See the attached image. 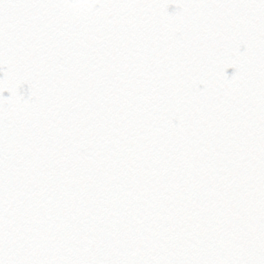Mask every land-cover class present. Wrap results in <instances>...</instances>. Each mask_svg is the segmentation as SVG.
<instances>
[{"label": "snow or ice", "instance_id": "1", "mask_svg": "<svg viewBox=\"0 0 264 264\" xmlns=\"http://www.w3.org/2000/svg\"><path fill=\"white\" fill-rule=\"evenodd\" d=\"M0 264H264V0H0Z\"/></svg>", "mask_w": 264, "mask_h": 264}, {"label": "water", "instance_id": "2", "mask_svg": "<svg viewBox=\"0 0 264 264\" xmlns=\"http://www.w3.org/2000/svg\"><path fill=\"white\" fill-rule=\"evenodd\" d=\"M230 71V70H229Z\"/></svg>", "mask_w": 264, "mask_h": 264}]
</instances>
